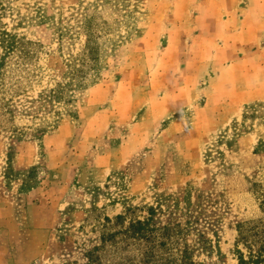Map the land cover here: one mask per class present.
I'll list each match as a JSON object with an SVG mask.
<instances>
[{
    "label": "rangeland",
    "instance_id": "rangeland-1",
    "mask_svg": "<svg viewBox=\"0 0 264 264\" xmlns=\"http://www.w3.org/2000/svg\"><path fill=\"white\" fill-rule=\"evenodd\" d=\"M0 27L27 52L0 264H238L237 224L264 222V0H0Z\"/></svg>",
    "mask_w": 264,
    "mask_h": 264
},
{
    "label": "trees",
    "instance_id": "trees-1",
    "mask_svg": "<svg viewBox=\"0 0 264 264\" xmlns=\"http://www.w3.org/2000/svg\"><path fill=\"white\" fill-rule=\"evenodd\" d=\"M19 52L18 57L25 58L27 56L26 50L23 48L21 41L15 37L13 34L7 32L2 27H0V99L4 100L9 92L16 93L19 91L17 80H13L10 77V66L9 58L13 54ZM261 228L257 225L249 224H237L238 236L236 239V253L238 264H264V222L260 223ZM169 228H161L156 230L149 227L147 221H136L131 224L124 231L126 234L131 232V236L136 238H148L149 234L152 236L154 232H162L166 234ZM149 233V234H148ZM248 233L251 234L252 239L248 240ZM247 248L248 256L245 258L243 252L238 248L241 242ZM162 245V244H161ZM183 255L181 258L183 260ZM181 258L178 257H165L164 261L158 263L159 259L154 258L152 251H144L143 259L140 264H175L181 263ZM91 260V258H90Z\"/></svg>",
    "mask_w": 264,
    "mask_h": 264
}]
</instances>
